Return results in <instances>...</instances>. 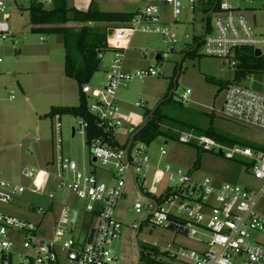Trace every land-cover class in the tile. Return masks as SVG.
Returning <instances> with one entry per match:
<instances>
[{
  "label": "built area",
  "instance_id": "1",
  "mask_svg": "<svg viewBox=\"0 0 264 264\" xmlns=\"http://www.w3.org/2000/svg\"><path fill=\"white\" fill-rule=\"evenodd\" d=\"M199 1L148 0L127 23L106 30L104 50L98 54V58L103 59L105 52L112 53L104 84L94 88L86 84L80 89L86 100L87 97L91 99L86 107L93 118L91 127L94 130L90 132V124L82 117H73L76 125L70 129L72 138L79 136L82 139L91 163L104 169V179L95 175V167H79L63 155L62 117L58 114L53 116V159L50 168L25 170L23 174L30 180L29 188L0 177V205L16 203L26 191L42 193L53 184L82 201L84 213L80 215L77 210L62 206L54 218L51 237L47 240L40 234L43 218L33 222L0 210V264H12L14 257L17 264H59L60 258L69 264H121L110 244L119 238L121 224L115 218V209L118 202L125 198L128 187L137 196L131 210L140 217L131 225L135 231V264H264V243L260 241V237H264V215L257 211L258 207L264 209V146H225L193 131L161 126L164 132L172 131L180 144L194 145L204 152L242 162L252 177L262 182L255 192L237 185L216 186L209 179H194L190 173L173 169L169 164L163 167L154 165L148 153L149 145L134 141L133 137V130L146 120L144 114L138 116L141 123L136 126L138 120L134 119L135 115L123 117L116 103L120 88L133 80L142 81L160 75L158 69L152 66L125 69L126 53L132 38L138 33L159 35L165 50L154 54V61L168 60L170 54L180 53L177 48L180 40L167 24L162 23L161 7L168 9L174 23L185 9L194 12L200 6ZM30 2L40 4L44 10L53 5V0H0V43L12 37L8 8L14 5L28 13ZM215 4L216 9L210 13L208 30L204 31L203 23L202 34L196 39L184 35V50L181 52L199 49L200 56L230 59L233 73L239 64L236 57L244 49L251 50L253 56L255 50H259L260 55L256 58H264V33L256 32L254 26L257 10L262 13L264 22V0H216ZM254 4L258 7L255 8ZM109 29H112L110 36L107 34ZM189 41L191 45L187 44ZM142 54L146 57L148 52ZM263 76L264 73L258 76L246 73L228 84L222 114L264 130V89L255 88L256 83L264 88V83L260 81ZM190 94L186 90L181 95V102L186 103ZM135 107L143 108L144 103L140 101ZM124 125L128 129L119 141L118 135L123 132ZM96 131L100 134L96 135ZM159 155L166 156L164 147L159 148ZM48 198L53 199V195L49 194ZM43 211L40 207L27 208V214L32 216H38ZM74 213L76 216L72 220ZM87 213L88 223L83 219ZM92 221L96 225L93 228L89 226L84 237L73 236L72 226H88ZM147 226L185 236L197 247L176 246L172 249L142 241L140 248L136 243L137 234ZM91 229L94 233L88 243Z\"/></svg>",
  "mask_w": 264,
  "mask_h": 264
},
{
  "label": "rangeland",
  "instance_id": "2",
  "mask_svg": "<svg viewBox=\"0 0 264 264\" xmlns=\"http://www.w3.org/2000/svg\"><path fill=\"white\" fill-rule=\"evenodd\" d=\"M202 1L200 0L199 4ZM253 6L258 7L257 4ZM7 12L10 14L9 27L12 37L0 43V57L3 60L1 66L20 73L17 81L24 91L30 94L29 103L35 112H31L16 85L2 94L1 106L4 109V116L3 121L0 122V139L5 138L8 142L7 149L3 153L0 152V177L15 185L29 188L30 180L23 172L50 168L53 159L51 150L53 121L48 113L51 107H59L55 103L59 102L60 98L52 93V89L59 81L70 82L73 88V98L76 99L72 107H75L79 103V87L75 81L66 78L63 74L64 50L60 37L31 33L28 13L24 9L11 5ZM203 17L201 8H196L194 12L185 9L178 19V26L174 27L175 24L168 15V9L165 8L162 11L161 20L171 25L169 27L180 40L177 48L183 51L184 35L196 39L202 34ZM254 18L256 32L264 33V22L259 10L256 11ZM187 44L191 45V42ZM164 50L165 47L159 35L138 33L132 38L130 49L126 53V67L135 70L152 66L158 69L160 75L142 81L133 80L126 87L119 89L116 103L123 117L127 118L130 114L140 117L146 111H152L166 95L171 94V101L159 107L162 116L185 120L186 123L201 129L211 125L217 132L238 139L243 143V145H237L240 147L264 146L263 129L228 118L221 112L225 85L233 83L234 73L230 59L200 56L198 49L192 56L185 57L183 60L182 54L173 53L170 54L168 60L154 61V54ZM144 51L148 52L146 57L142 54ZM103 55L97 72L88 83L92 88L101 87L104 84L106 67L112 58V53L108 51ZM179 66L180 70H178ZM207 79L213 82L210 83ZM260 81L264 83V76ZM255 88L264 89L257 83ZM186 90H189L191 94L187 97V102L182 103L181 95ZM11 97L12 99L9 100ZM61 100L64 104V99L61 98ZM140 101L144 103V107L136 108L135 104ZM87 103H91L88 97ZM61 124L63 155L75 161L79 167H95V175L104 179L102 175L104 169L99 164L91 163L88 150L82 145V139L79 136L71 137L70 129L76 125L73 116H63ZM123 129V132L118 135L119 141L124 138L128 127L124 125ZM7 133L10 135L4 137ZM164 142L167 144L165 145ZM160 147H164L166 156L160 157ZM148 153L154 165L158 164L159 167H163L169 164L173 169L190 173L194 179H209L216 186L237 185L253 192L262 186V182L254 179L242 162L228 160L212 152H204L193 145L180 144L176 139L157 137L148 146ZM196 160H199L197 166H195ZM49 194L53 195V199L48 198ZM136 199L135 192L128 187L125 198L118 202L115 209V218L121 224V229L119 238L113 241L110 247L121 264H135V242L133 240L135 231L131 229V225L138 222L140 217L134 215L131 205ZM64 205L77 210L80 215L84 213L82 201L74 194L62 191L52 184L47 186L42 193L26 191L16 203L0 205V210L25 217L33 222H38L43 218L40 222V234L48 240L51 237L54 218ZM30 206L40 207L44 211L38 216L29 215L27 208ZM257 211L264 215V209L258 207ZM83 219L88 223L89 214H85ZM95 225L94 221L88 226L74 225L72 234L74 237L82 238L85 236L86 229L89 226L93 228ZM142 241L172 249L176 246L188 249L197 247L194 241L185 236L152 226L143 227L138 232L136 243L140 248L143 246ZM260 241L264 243V237H260ZM16 259V257L13 259L15 264ZM59 264L69 263L64 258H60Z\"/></svg>",
  "mask_w": 264,
  "mask_h": 264
},
{
  "label": "trees",
  "instance_id": "3",
  "mask_svg": "<svg viewBox=\"0 0 264 264\" xmlns=\"http://www.w3.org/2000/svg\"><path fill=\"white\" fill-rule=\"evenodd\" d=\"M215 2L216 0H203L200 3L204 16V31H207L209 28L210 13L216 9ZM27 11L31 33L57 35L60 37V42L64 50L63 74L66 78L75 81L79 87V103L77 106L51 107L48 115L51 118L56 114L61 117L66 115L82 117L90 124L88 128L90 132L93 131L94 127H91L93 118L88 113L86 98L80 92V89L89 83L98 70L100 61L102 60L98 58V54L101 50H104V44L107 39L106 30L108 27L115 28L120 24L127 23L133 15L103 13L92 7L87 12H79L68 9L66 0H53V5L49 10H44L40 4L30 2ZM71 24L76 25L71 26ZM195 52V50L184 51L182 53V60L185 57L192 56ZM236 59L239 64L234 72L233 80H239L246 73H254L255 76L264 73V59L254 57L251 50L244 49L237 55ZM178 70H180V66ZM207 81L210 83L213 82L210 79H207ZM169 101H171V95H166L163 101L152 111H146L144 113V120H148L145 124L142 123L133 130L134 141H141L150 145L152 141L161 136L166 139H176L172 131L168 130L164 132L161 129V126H165L168 129L193 131L198 135L206 136L225 146L243 145L238 139L228 134L217 132L211 125L205 129H201L186 123L185 120L182 121L180 119L162 116L159 107L161 104L168 103ZM95 134L98 135L100 132L96 131ZM198 164L199 160H196L195 166Z\"/></svg>",
  "mask_w": 264,
  "mask_h": 264
},
{
  "label": "crops",
  "instance_id": "4",
  "mask_svg": "<svg viewBox=\"0 0 264 264\" xmlns=\"http://www.w3.org/2000/svg\"><path fill=\"white\" fill-rule=\"evenodd\" d=\"M148 0H66V6L68 9H73L79 12H87L89 8H94L95 10L103 13H117V14H131L135 15L139 10H141L147 3ZM198 8H201L200 6ZM165 8L161 7V10L163 11ZM132 16V17H133ZM131 17V18H132ZM163 24H167L168 26L171 27L170 24L162 20ZM173 24L174 27L178 26V21L174 22ZM72 26L76 24H71ZM121 25V24H120ZM108 28H112L109 26ZM171 31L176 34L172 29ZM132 42V40H131ZM131 44V43H130ZM130 49V48H129ZM129 51V50H128ZM127 51V52H128ZM183 52L180 51V53L176 54H182ZM182 56V55H181ZM3 64L0 63V122L3 121V116H4V109L1 106V101H2V94L10 87L16 85L18 89L20 90L22 97L24 99V102L27 103L30 107V110L32 113L35 112L33 106L30 105V94L24 91L22 86L19 84L17 81L18 78L20 77L19 72H14L10 71L8 68H4L1 66ZM125 69L126 70H131L130 68L126 67L125 64ZM7 70V71H5ZM13 72V73H12ZM9 78V80H7ZM72 85L70 82H65V81H59L57 84H55L54 88L52 89V93L55 94L60 98V101L55 103L58 104L56 106L59 107H72L74 106L75 100L73 98V93H72ZM61 98L64 99L65 103L63 104V101ZM11 100V99H9ZM72 101H74L72 103ZM6 122V120H5ZM10 133H7L4 137H8ZM7 140L5 138L0 139V152L3 153L4 150L7 149ZM35 144V143H34ZM20 146V145H19ZM51 150H52V144H51ZM12 264L14 263V260H12ZM17 264V261H16Z\"/></svg>",
  "mask_w": 264,
  "mask_h": 264
},
{
  "label": "water",
  "instance_id": "5",
  "mask_svg": "<svg viewBox=\"0 0 264 264\" xmlns=\"http://www.w3.org/2000/svg\"><path fill=\"white\" fill-rule=\"evenodd\" d=\"M107 34H108V36H110V35L112 34V29H109V30L107 31ZM259 55H260L259 50H255L254 56H255V57H258ZM157 60H159V57H157ZM170 95H171V94H170ZM170 95H169V96H170ZM134 119H137V120H138V121H137V125H136V126H138L139 123H141V119H140L138 116H134ZM147 120H148V119H146V120L144 121V124L146 123ZM144 124H143V126H144ZM133 137H134V136H133ZM75 216H76V213L73 214V219H72V220L75 219ZM93 233H94V230L91 229V230H90V235H89L88 240H87L88 243L91 242V239H92V235H93ZM184 233H185V232H184Z\"/></svg>",
  "mask_w": 264,
  "mask_h": 264
}]
</instances>
